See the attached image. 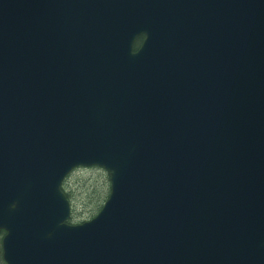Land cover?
I'll return each instance as SVG.
<instances>
[{"label":"water","instance_id":"water-1","mask_svg":"<svg viewBox=\"0 0 264 264\" xmlns=\"http://www.w3.org/2000/svg\"><path fill=\"white\" fill-rule=\"evenodd\" d=\"M209 2L0 0L6 264H264V0H212L211 56ZM92 167L110 196L69 224Z\"/></svg>","mask_w":264,"mask_h":264},{"label":"rangeland","instance_id":"rangeland-1","mask_svg":"<svg viewBox=\"0 0 264 264\" xmlns=\"http://www.w3.org/2000/svg\"><path fill=\"white\" fill-rule=\"evenodd\" d=\"M80 168L74 171L68 179L69 191H73L75 215L82 214L84 219H89L87 214L95 209L96 200L105 199L109 193L110 182L104 170ZM109 198V197H108ZM102 200V201H103ZM94 212V211H93ZM92 212V213H93Z\"/></svg>","mask_w":264,"mask_h":264},{"label":"trees","instance_id":"trees-1","mask_svg":"<svg viewBox=\"0 0 264 264\" xmlns=\"http://www.w3.org/2000/svg\"><path fill=\"white\" fill-rule=\"evenodd\" d=\"M142 43V39H140L135 48H138ZM93 169H97L98 171L99 170H102L100 168H91L90 170H93ZM103 171V170H102ZM105 172V171H104ZM106 173V172H105ZM107 174V173H106ZM108 175V174H107ZM71 176V175H70ZM69 176V177H70ZM69 179V178H68ZM67 179V181H68ZM107 179L109 180L110 182V177L109 175L107 176ZM65 182L64 185H63V192L64 194L66 195L67 199L69 200V202L71 203L72 207H73V214H72V217L69 221V224H72V225H78V224H81V223H84L86 221H89L91 219H93L102 209L103 205L105 204V202L107 201L108 197H109V193L107 195V197L103 200V199H100V200H96L97 203H96V206H95V209H91V211H89L87 214H91L89 215V219H84V216L82 214H77V216L75 215V210H74V197L75 196L73 193V191H69V188H68V182ZM110 192V191H109ZM103 200V201H102ZM94 211V212H93ZM93 212V213H92ZM0 264H6L3 260V254H2V243H1V237H0Z\"/></svg>","mask_w":264,"mask_h":264},{"label":"flooded vegetation","instance_id":"flooded-vegetation-1","mask_svg":"<svg viewBox=\"0 0 264 264\" xmlns=\"http://www.w3.org/2000/svg\"><path fill=\"white\" fill-rule=\"evenodd\" d=\"M200 9L196 12L198 16L199 22V46L200 50L205 49L207 52L212 55V48H213V40H212V19L211 18V11H212V0L209 2V9L204 8L202 9V4L199 6ZM210 12V17L207 15V12ZM208 30V33H207Z\"/></svg>","mask_w":264,"mask_h":264}]
</instances>
